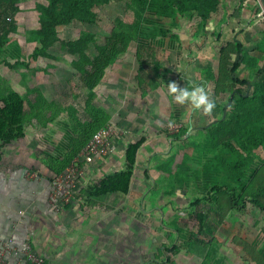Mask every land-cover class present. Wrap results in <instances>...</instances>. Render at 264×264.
Returning <instances> with one entry per match:
<instances>
[{
  "label": "rangeland",
  "instance_id": "obj_1",
  "mask_svg": "<svg viewBox=\"0 0 264 264\" xmlns=\"http://www.w3.org/2000/svg\"><path fill=\"white\" fill-rule=\"evenodd\" d=\"M160 2L150 0L142 12L130 0H110L97 9L95 25L59 26L58 35L67 41L93 35L90 62L80 63L57 47L48 57L33 58L40 48L37 5L46 0H16L0 20L3 31L15 26L0 49V98L9 91L21 95L25 133L31 138L13 142L10 152L21 155L33 143L35 151H24L25 160L54 179L93 136L91 125L114 124L125 136L116 152L98 164L91 178L95 182L116 172L124 157L120 149L144 137L129 193L111 208L141 209L144 224L157 223L158 260H166L160 259L165 252L168 264H264L261 211L239 200L234 211L223 215L214 198L213 188L228 176L212 168L215 157H232L204 131L212 116L190 103H174L167 86L175 82L191 90L199 85L212 99L208 73L217 72L219 51L232 39L240 40L245 51L236 76L254 85L264 73V16L255 0H222L219 13L202 27L197 19L175 21ZM115 29L118 37L112 38ZM162 31L171 33L163 37ZM129 34L136 35L134 41L115 55ZM237 60L231 56L232 63ZM243 88L251 93L254 86ZM231 95L217 99L228 107ZM247 156L249 181L252 170L258 176L263 172L264 148ZM254 185L251 181L248 188ZM174 246L178 250L170 252Z\"/></svg>",
  "mask_w": 264,
  "mask_h": 264
},
{
  "label": "trees",
  "instance_id": "obj_2",
  "mask_svg": "<svg viewBox=\"0 0 264 264\" xmlns=\"http://www.w3.org/2000/svg\"><path fill=\"white\" fill-rule=\"evenodd\" d=\"M109 1L46 0L45 4H38L39 29L37 35L40 48L33 58L39 55L48 57L47 52L57 47L76 57L80 63H89L91 57L88 56V51L90 49L89 45L94 43L93 35H80L74 40L67 41L60 38L57 28L59 26H72L75 23L95 25L98 22L97 9L108 4ZM221 1L161 0L160 9L172 13L175 21L179 17L189 20L197 19L200 26L206 27L208 22L219 13ZM15 2L16 0H0V20L10 6H15ZM130 2L144 12L150 0H130ZM241 2L243 3L244 0H240ZM119 23L120 21L116 20L115 27H118ZM14 27L13 23L9 24L8 29L4 31L0 27V49L6 43L8 35L13 32ZM170 33V31L161 32L163 37H167ZM111 37H118L116 29L111 33ZM135 37L136 35H123L120 48L117 49L115 55L121 53L130 42L134 41ZM96 47L101 49L100 46ZM234 54L237 55L238 60L232 63L231 56ZM244 56L245 51L241 41L232 39L219 51L217 72L212 73L209 71L208 73V76L211 77L210 79L212 80L213 78L212 100L215 101L216 107L211 114H208L210 117L212 116L211 121L208 122L211 125L204 128V131L209 135L210 142L214 146H221L232 157L216 156L215 167H212L219 168L222 172L228 174L222 186L216 185L213 188L216 191L214 198L217 203H220V206H218L223 215L234 211L239 205V200H242V205L247 204V201L264 215V169L259 176L256 170H252L249 174L251 176L250 180H245L248 164L247 155L254 149L264 148V73L260 75L254 85L249 84L246 79L242 80L237 77L236 72ZM155 66L158 65L155 64ZM244 86H254L253 91L248 93L247 89L243 88ZM229 91H231L232 95L229 99L228 107H226L221 105L217 98L224 97ZM224 112L226 114L224 119H222ZM91 115L92 117H97L98 114L93 112ZM24 118L25 104L21 95L15 91H9L2 95L0 98V165L3 160L4 150L13 142L24 139ZM101 119V121L105 122L107 116L102 114ZM96 124L98 125L99 122ZM97 125L93 124L90 126L93 135L104 127V125L100 126L102 125L101 123L98 125L100 126L99 128ZM145 141L146 139L142 137L133 143H129L124 151V168L104 175L97 182L88 185L80 194L85 195L88 199H98L114 193L127 195L134 176L137 155ZM75 156L70 159V162ZM251 181H254L255 185L252 188H248ZM199 217H202V215L199 214ZM247 246L245 244L243 247L248 248ZM177 250L178 247L174 246L169 251L176 252Z\"/></svg>",
  "mask_w": 264,
  "mask_h": 264
},
{
  "label": "crops",
  "instance_id": "obj_3",
  "mask_svg": "<svg viewBox=\"0 0 264 264\" xmlns=\"http://www.w3.org/2000/svg\"><path fill=\"white\" fill-rule=\"evenodd\" d=\"M26 135L24 141L31 138ZM11 145L0 165V244L10 237L17 245L28 241L44 264H168L165 252L160 259L166 260L156 257L157 223L144 224L141 209L111 208L127 195L114 193L98 199L79 195L70 207L55 213L49 199L52 179L25 160L23 152H34V144L21 155L10 152ZM125 148L119 149L124 153ZM97 166L89 168L87 186L102 178L91 181ZM123 168L124 157L116 172Z\"/></svg>",
  "mask_w": 264,
  "mask_h": 264
},
{
  "label": "built area",
  "instance_id": "obj_4",
  "mask_svg": "<svg viewBox=\"0 0 264 264\" xmlns=\"http://www.w3.org/2000/svg\"><path fill=\"white\" fill-rule=\"evenodd\" d=\"M259 7V0H255ZM125 136L114 124L100 128L73 158L69 166L50 182L49 199L55 213L70 207L80 192L87 187L85 181L89 168L100 164L112 155L116 143ZM0 264H44L32 245L26 241L17 245L12 237L0 244Z\"/></svg>",
  "mask_w": 264,
  "mask_h": 264
},
{
  "label": "clouds",
  "instance_id": "obj_5",
  "mask_svg": "<svg viewBox=\"0 0 264 264\" xmlns=\"http://www.w3.org/2000/svg\"><path fill=\"white\" fill-rule=\"evenodd\" d=\"M167 86L174 103H190L193 109H202L205 114H211L216 107L215 101L210 99L209 94L199 85H194L191 90L187 87L179 88L175 82Z\"/></svg>",
  "mask_w": 264,
  "mask_h": 264
},
{
  "label": "water",
  "instance_id": "obj_6",
  "mask_svg": "<svg viewBox=\"0 0 264 264\" xmlns=\"http://www.w3.org/2000/svg\"><path fill=\"white\" fill-rule=\"evenodd\" d=\"M259 7H260V9H261V13H260V15H261V16H264V0H259ZM225 114H226V113L224 112L222 119H224ZM210 125H211V124H209L208 126H210ZM208 126H207V127H208ZM191 129H192V128H190L189 132L191 131Z\"/></svg>",
  "mask_w": 264,
  "mask_h": 264
}]
</instances>
